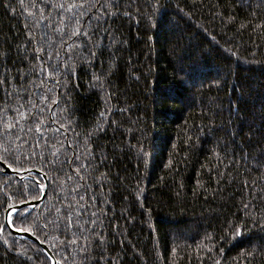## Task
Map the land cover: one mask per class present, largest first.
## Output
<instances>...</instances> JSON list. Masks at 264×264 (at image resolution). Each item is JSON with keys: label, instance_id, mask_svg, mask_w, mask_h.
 I'll return each mask as SVG.
<instances>
[{"label": "trees", "instance_id": "obj_1", "mask_svg": "<svg viewBox=\"0 0 264 264\" xmlns=\"http://www.w3.org/2000/svg\"><path fill=\"white\" fill-rule=\"evenodd\" d=\"M0 162V264L43 178L57 264H264V0H0Z\"/></svg>", "mask_w": 264, "mask_h": 264}, {"label": "water", "instance_id": "obj_2", "mask_svg": "<svg viewBox=\"0 0 264 264\" xmlns=\"http://www.w3.org/2000/svg\"><path fill=\"white\" fill-rule=\"evenodd\" d=\"M2 173L4 174H10L19 178L22 177H29L30 174H36L39 173L38 171H30L29 173L27 172H21V171H16L11 169L10 167H8L7 165L3 164L2 166ZM40 189H41V195L37 200L34 201H29V202H24V203H20V204H16V205H12L9 206L4 213V225L8 228V230L10 231V233L15 236V237H20V238H25L28 239L32 242H34L35 244H37L39 246V248L48 256L51 264H57V261L54 259L53 255L51 254V252L49 251V249L47 248V246L39 241L35 236H33L30 232L25 231V230H21V229H17V228H13L10 224V214L15 213L14 210L16 208L19 209H24V204L27 203L28 204V209L31 208H39V206L43 203L44 197L46 195V191H47V182L45 180V178H43V183H39Z\"/></svg>", "mask_w": 264, "mask_h": 264}, {"label": "snow or ice", "instance_id": "obj_3", "mask_svg": "<svg viewBox=\"0 0 264 264\" xmlns=\"http://www.w3.org/2000/svg\"><path fill=\"white\" fill-rule=\"evenodd\" d=\"M57 55H59V54H57ZM58 69H59V64L52 65L53 72H56ZM73 162H75V160ZM2 166H3V164H2V162H0V167H2ZM66 211H67V209H66ZM14 212H15L16 217L23 219V216H21V212H20L19 208H16L14 210ZM24 213L25 214H30L27 203L24 204Z\"/></svg>", "mask_w": 264, "mask_h": 264}]
</instances>
